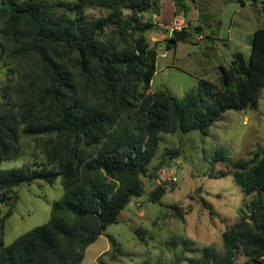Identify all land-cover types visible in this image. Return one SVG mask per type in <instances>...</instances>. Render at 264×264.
Returning a JSON list of instances; mask_svg holds the SVG:
<instances>
[{
  "label": "trees",
  "instance_id": "obj_1",
  "mask_svg": "<svg viewBox=\"0 0 264 264\" xmlns=\"http://www.w3.org/2000/svg\"><path fill=\"white\" fill-rule=\"evenodd\" d=\"M161 1L1 0V8L9 16L6 31L2 30L4 39L14 40L19 24L27 23L20 48L39 56L50 82L40 90L35 110L24 106L15 112L9 103L0 102V160L16 158L21 132L50 138L37 168L25 165L0 170V182L53 184L61 178L64 194L53 204L46 224L19 236L9 246L3 235L14 209L4 215L0 209V264H81L87 248L118 222L134 199L146 194L143 178L154 176L150 166L163 135L194 131L208 135L226 111L257 105L264 87V27L254 31L248 61L237 53L229 70L221 67L224 89L201 81L181 99L168 89L149 91L156 73V53L145 32L155 25L144 21L143 15L154 10L159 13ZM175 1L184 7L185 0ZM88 7L105 10L107 15L91 17L85 13ZM176 43L170 37L168 49ZM46 46H60L92 61L114 109L88 106L77 99L72 78ZM121 111L133 114L137 123L135 129L112 139L109 131L120 123ZM180 141L179 147L166 149L155 172L182 156L183 138ZM212 161L226 162L242 191L258 196L251 201L250 212L224 232V254L206 248L202 257L190 264H233L239 251L248 257L246 264H264V147L252 158L238 161L219 150ZM12 191L2 192L0 201H7ZM167 191L165 185H158L150 200L159 202ZM109 239L112 251L106 254L117 260L123 251L114 237ZM98 264H106L102 256Z\"/></svg>",
  "mask_w": 264,
  "mask_h": 264
},
{
  "label": "rangeland",
  "instance_id": "obj_2",
  "mask_svg": "<svg viewBox=\"0 0 264 264\" xmlns=\"http://www.w3.org/2000/svg\"><path fill=\"white\" fill-rule=\"evenodd\" d=\"M263 5L264 0H185L183 7L175 0H162L159 13L154 10L143 15L144 21L155 25L145 32L156 53V73L149 91L168 89L181 99L198 88L201 81H210L224 89L221 67L229 70L237 53L249 60L254 31L264 27ZM85 13L91 17L107 15V11L96 7H88ZM8 18L0 0V102L9 103L15 112L24 106L35 110L34 104L39 102L40 90L49 84L50 74L38 55L20 48L27 23L19 24L14 40L4 39L2 34ZM176 18L183 19L184 23L174 22ZM111 29H107L108 33ZM174 29L187 31L189 37L168 49ZM195 29L201 32L197 34ZM46 47L49 55L72 78L77 99L88 106L107 111L114 109L115 104L99 82L92 61L60 46ZM143 87L142 83L139 90ZM136 121L133 114L121 111L120 123L109 131L112 139L135 129ZM49 138L21 132L16 158L0 160V170L25 165L37 168L44 160L42 149ZM181 138L184 141L182 156L155 172L166 149L179 147ZM263 147L264 87L255 107L226 111L208 135L200 131L182 136L163 135L150 166L154 176L143 178L146 194L134 199L121 212L118 222L110 225L104 235L87 248L81 264H98L101 256L106 264H190L200 259L206 248L223 255L224 232L240 222L243 213L250 212V203L258 193L245 194L235 182L232 168L226 162H213V155L224 150L231 160L238 161L252 158ZM158 185H165L168 191L154 203L150 195ZM5 191H0V197ZM63 194L61 178L53 184L36 181L14 187L8 193L10 198L0 201L2 215L11 207L14 209L4 229V244L9 246L19 236L46 224L53 204ZM109 236L115 238L123 251L117 260L106 254L112 251ZM1 238L0 229V249ZM247 260L244 251H239L233 264H246Z\"/></svg>",
  "mask_w": 264,
  "mask_h": 264
},
{
  "label": "water",
  "instance_id": "obj_3",
  "mask_svg": "<svg viewBox=\"0 0 264 264\" xmlns=\"http://www.w3.org/2000/svg\"><path fill=\"white\" fill-rule=\"evenodd\" d=\"M195 32L198 34L201 32V29H195ZM172 37L176 42H182L188 39L189 33L185 30L174 29L172 31ZM21 181H9V182H0V191L8 190L14 187H18L21 185Z\"/></svg>",
  "mask_w": 264,
  "mask_h": 264
},
{
  "label": "crops",
  "instance_id": "obj_4",
  "mask_svg": "<svg viewBox=\"0 0 264 264\" xmlns=\"http://www.w3.org/2000/svg\"><path fill=\"white\" fill-rule=\"evenodd\" d=\"M243 5H246V4H243ZM174 22H177V23H184V20H183V19H177V18H176ZM191 24H192V23H191ZM162 25H163V23H160V26H162ZM167 27L169 28L170 25L168 24Z\"/></svg>",
  "mask_w": 264,
  "mask_h": 264
},
{
  "label": "built area",
  "instance_id": "obj_5",
  "mask_svg": "<svg viewBox=\"0 0 264 264\" xmlns=\"http://www.w3.org/2000/svg\"><path fill=\"white\" fill-rule=\"evenodd\" d=\"M203 39V37L202 36H200V39L199 40H202Z\"/></svg>",
  "mask_w": 264,
  "mask_h": 264
}]
</instances>
